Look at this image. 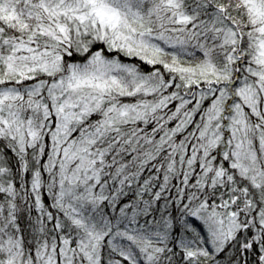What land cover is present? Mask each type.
<instances>
[{
  "label": "snow or ice",
  "instance_id": "obj_1",
  "mask_svg": "<svg viewBox=\"0 0 264 264\" xmlns=\"http://www.w3.org/2000/svg\"><path fill=\"white\" fill-rule=\"evenodd\" d=\"M0 264H264V0H0Z\"/></svg>",
  "mask_w": 264,
  "mask_h": 264
}]
</instances>
